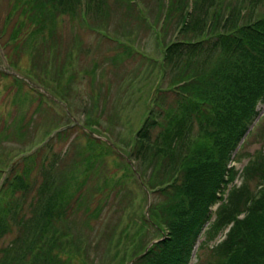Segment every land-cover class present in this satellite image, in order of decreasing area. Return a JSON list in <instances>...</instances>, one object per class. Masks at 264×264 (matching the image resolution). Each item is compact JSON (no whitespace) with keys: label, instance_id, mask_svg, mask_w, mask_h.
<instances>
[{"label":"rangeland","instance_id":"obj_1","mask_svg":"<svg viewBox=\"0 0 264 264\" xmlns=\"http://www.w3.org/2000/svg\"><path fill=\"white\" fill-rule=\"evenodd\" d=\"M24 2L0 0V65L3 70L0 71V184L12 164L19 162L21 169V159L41 149L34 178L41 180V169H48L54 160L56 183L83 187L90 198L88 208L99 210L97 218L90 222L92 230L77 233L76 240L89 244L99 239L104 246L100 244L97 248L89 244L88 248L85 244L86 250L84 253L82 250L81 255H72L68 261L63 258L67 264L133 261L136 257L128 256L133 253L131 243L140 241L141 217L147 214L151 204L155 209L168 203L166 193L158 189L178 169L179 148L184 141L176 140L177 154L160 158L161 161L152 154L138 160L137 150L133 157L130 152L157 96L162 91H165L163 95L168 90L174 91L177 82L187 73H198L199 58L185 62L182 67H172L165 64L164 57L167 47L177 39L202 40L194 39L200 29L178 36L182 25L177 18L180 12L171 10L168 14L170 0H103L98 8L97 2H93L89 12H84V7L80 6V11L60 13L45 27L41 26L43 22L38 25L31 19L32 2L29 9ZM62 6L68 8L67 4ZM191 8L189 0L183 15ZM204 8L208 24L215 22L214 33H221L220 28L231 12L233 16L240 9L246 20L264 17V5L251 8L244 0H207ZM201 15L204 16L203 10ZM231 30L233 28L228 26L227 32ZM16 76L20 77L19 81ZM30 83L47 88L56 103L50 97H38ZM168 100L176 102L173 92L168 94ZM256 111L258 118L242 139V146L230 154L228 164L239 174L233 185L241 188L244 184L245 194L242 198L235 197L231 185L230 190L225 191L222 205H228L231 213L239 212L238 219H243L247 213L246 197L254 194L259 186V179H243V171L251 158L259 157L264 150V103H260ZM73 175L77 179L72 180ZM149 183L151 187L147 188ZM150 189L157 193L153 195ZM18 198L23 200L21 195ZM220 205L213 207V217L197 243L191 264H205L210 250L220 239L222 233L213 240L207 237L218 224ZM83 212L73 219L78 223L82 221ZM121 220L107 254L110 230ZM128 226L129 237L124 231ZM148 231L147 241L164 238L156 230ZM227 232L225 230L224 234ZM20 234L21 231L13 227L12 232L0 240V264L33 260L35 252L25 250L33 245L28 242L12 245Z\"/></svg>","mask_w":264,"mask_h":264},{"label":"trees","instance_id":"obj_2","mask_svg":"<svg viewBox=\"0 0 264 264\" xmlns=\"http://www.w3.org/2000/svg\"><path fill=\"white\" fill-rule=\"evenodd\" d=\"M23 1L27 9L32 2L33 7L29 10L31 19L38 25L43 22L42 27L49 21H55L60 13L80 11V6L87 13L93 2H97V8L103 2ZM188 1L170 0L168 14L171 10L180 12L177 18L182 25L178 36L200 29L194 39L202 40L173 41L165 51L164 60L172 67H182L185 62L191 63L199 58L198 73H187L177 82L174 91L168 90L164 95L165 91H162L157 96L130 152V157H133L137 150L138 160L152 154L161 161L160 158L177 154L176 140L184 141L179 148L181 162L178 169L158 189L166 193L168 203L155 209L151 204L147 214L145 212L141 217L138 234L142 235L140 241H131L133 253L128 258L143 254L150 243L160 239L145 240L149 229L162 233L164 238L135 264L191 263L197 243L213 217V207L223 204L228 187L232 185L230 189H233L235 197L242 198L245 194L244 184L241 188L233 185L239 174L234 166L229 168L230 154L242 146V139L258 118L257 107L264 103V17L255 21H252L253 18L246 20L240 9L233 16L231 12L220 28L221 33H214L215 22L208 24L205 16L207 10L204 4L207 0H191L192 8L184 16ZM244 1L251 8L264 5V0ZM65 4L68 8L62 6ZM202 10L204 16L201 15ZM228 26L233 30L227 32ZM0 71L3 72L2 69ZM16 77L19 81L20 77ZM30 84L40 98L53 95L41 85ZM172 92L176 102L168 100V94ZM195 127H198V132ZM40 150L23 157L21 169L19 162L15 161L0 184V240L16 227L21 234L12 245H26L28 242L33 247L28 245L25 250L35 252L32 261L20 264H67L72 255H81L82 250L84 253L86 245L88 248L89 244L97 248L100 244L104 246L105 243L99 239L89 244L76 240L77 233L80 235L92 230L90 222L97 218L99 210L88 208L90 198L83 192V187L56 183L53 179L57 169L54 160L49 163L47 171L41 169V180L34 178L39 167L37 157ZM74 178L77 179L75 175L72 180ZM243 179H259L258 189L246 197L244 204L249 206L243 219L237 218L239 212L231 213L228 205L218 207V224L212 231L209 230L207 237L213 240L222 234L210 250L205 264H264V150L259 157L251 158L243 171ZM146 186L151 187L150 183ZM151 193L154 195L157 190H151ZM19 195L23 197L22 201ZM83 210L84 219L78 223L73 217ZM121 223L122 220L110 230L107 254ZM225 230H228L226 234ZM124 231L129 237L130 226ZM141 245L144 250L140 249ZM130 261L122 264H129Z\"/></svg>","mask_w":264,"mask_h":264},{"label":"water","instance_id":"obj_3","mask_svg":"<svg viewBox=\"0 0 264 264\" xmlns=\"http://www.w3.org/2000/svg\"><path fill=\"white\" fill-rule=\"evenodd\" d=\"M159 240L157 241H153L146 249V251L143 253V255L139 256V257H136L133 261H131V264H134L135 262H137L139 259H141L144 255L147 254V252L149 251V249L156 243H158Z\"/></svg>","mask_w":264,"mask_h":264}]
</instances>
